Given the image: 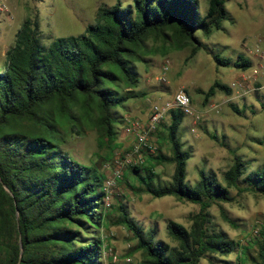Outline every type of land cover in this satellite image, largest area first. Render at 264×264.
Here are the masks:
<instances>
[{
	"label": "trees",
	"instance_id": "16d2710c",
	"mask_svg": "<svg viewBox=\"0 0 264 264\" xmlns=\"http://www.w3.org/2000/svg\"><path fill=\"white\" fill-rule=\"evenodd\" d=\"M225 1L209 0L204 16L198 0H132L126 6L117 1L99 6L95 22L84 33L58 37L49 45L42 43L37 17L23 20L0 71V264L104 263L100 230L108 221L105 176L62 148L61 121L76 120L71 106L80 104L97 127L98 139L114 142L116 124L124 122L118 109L144 94L137 90L136 61L146 40L171 38L180 47L190 45L193 56L206 48L195 33L209 35L228 18ZM211 53L219 65L247 70L253 64L243 54L231 60ZM216 90L231 93L228 85L215 80L204 92V103ZM232 108L240 112L234 104ZM169 115L165 128L171 153L156 147L140 163L130 165L137 180L132 187L137 194L172 195L196 203L199 211L189 228L174 220L167 222L166 230L176 245L157 240L155 227L144 230L121 203L117 222L136 238L142 264H198L203 257L213 262L215 255L236 249L243 262L248 247L216 229L208 208L232 201L231 188L264 194V169L247 173V161L235 154L223 173L224 183L201 168L198 181L189 184L186 166L191 154L178 136L185 114L171 109ZM25 122L30 129L24 130ZM167 163L174 165L169 181L154 171ZM260 235L251 240L257 245L252 264H264V230Z\"/></svg>",
	"mask_w": 264,
	"mask_h": 264
},
{
	"label": "rangeland",
	"instance_id": "374dc122",
	"mask_svg": "<svg viewBox=\"0 0 264 264\" xmlns=\"http://www.w3.org/2000/svg\"><path fill=\"white\" fill-rule=\"evenodd\" d=\"M117 1L123 6L132 3V0H0L10 10V16L0 12V71L5 69V52L13 44L25 18L37 17L42 43L49 45L58 37L84 33L86 26L95 22L99 6H112ZM198 5L204 16L209 0H198ZM225 7L228 18L220 29L209 35L200 30L195 33L206 48L193 56H190V45L180 47L171 38L149 37L146 40L141 59L136 61L137 90L144 94L130 99L124 108L118 109L124 122L116 124L114 142L98 139L93 120L77 104L71 106L70 111L76 120L61 121L59 129L65 138L62 148L73 159L106 174V179L114 169L115 157L131 155L133 160L138 158L130 154L135 141L130 130L132 123L137 119L146 121L153 104H170L175 93L184 90L191 97L193 112L184 116L178 136L191 154L186 166L189 184L198 181L201 168L214 173L223 182V173L232 165L235 154L247 161V173L264 169V89H255L264 84V0H226ZM211 52L231 60L243 54L253 64L247 70L219 65ZM215 80L228 85L231 93L216 90L215 95L204 103V92ZM234 81L243 83L248 95L243 93L245 89L241 85L233 88ZM233 104L240 112L232 108ZM50 108L47 106L45 110ZM169 111L153 135L158 149L167 154L171 153L165 128L170 122ZM22 127L24 130L31 128L27 122ZM212 133L217 135L216 139L212 138ZM149 153L152 152L143 147L142 159ZM130 165L123 167V178L108 190L111 204L107 211L108 221L100 230L105 246L103 264H142L144 258L142 251L135 248L137 240L131 231L117 222L120 203L144 230L155 227V238L171 245L177 242L168 234L167 222L174 220L189 228L192 216L199 211L198 204L172 195L137 194L132 187L137 186V180ZM173 170L172 163L154 168L161 179L167 181ZM231 195L233 200L230 202L211 204L208 208L210 219L216 229L224 231L241 247L247 246L248 255L242 262L240 250L236 249L225 256L215 255L213 262L203 257L198 264H252V259L257 256V245L251 240L260 238V231L264 230V194L231 188ZM222 211L233 219L236 227L224 220ZM111 252L117 255L115 261L109 256Z\"/></svg>",
	"mask_w": 264,
	"mask_h": 264
},
{
	"label": "built area",
	"instance_id": "2783aa9c",
	"mask_svg": "<svg viewBox=\"0 0 264 264\" xmlns=\"http://www.w3.org/2000/svg\"><path fill=\"white\" fill-rule=\"evenodd\" d=\"M0 12H4L10 16V10L6 6L5 3H0ZM167 69V66L164 67ZM236 87H239L240 84H236ZM255 89H264V84ZM171 109H179L185 115H190L193 112V108L191 106V98L190 96L184 91L179 90L173 96V100L170 104L161 105V104H153L150 107V111L147 117V120L142 122L141 120H136L132 123L130 130L135 135V141L133 142L131 153L138 156L137 160H133L131 155L125 158L115 157L114 169L112 170L111 174L105 179L104 181V204L105 206H110L108 190L113 187L116 182L122 178L123 175V167L128 166L129 164H138L142 161V148L146 147L150 152H154L157 143L156 139L153 135L156 133L160 123L164 120L166 114ZM152 140V141H151ZM112 260L115 261L117 255L115 253H110ZM130 261V258L126 259Z\"/></svg>",
	"mask_w": 264,
	"mask_h": 264
},
{
	"label": "crops",
	"instance_id": "0c3cea01",
	"mask_svg": "<svg viewBox=\"0 0 264 264\" xmlns=\"http://www.w3.org/2000/svg\"><path fill=\"white\" fill-rule=\"evenodd\" d=\"M236 84H240V85H241V87H243V88L245 89V90H242V91H243V93H246V94L248 95V91H247L248 89H247V88H245V86H244V84H243V83H241V82H238V81H234V82H233V85H232V87H233V88H235V87H236V86H235ZM236 88H237V87H236ZM246 94H243V95H246ZM214 95H215V94H214ZM214 95H213V96H214ZM190 98H191V97H190ZM137 120H138V119H137ZM104 176L106 177V174H104ZM107 241H108V240H107Z\"/></svg>",
	"mask_w": 264,
	"mask_h": 264
}]
</instances>
